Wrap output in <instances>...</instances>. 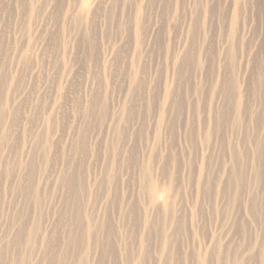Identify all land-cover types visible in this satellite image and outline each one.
Listing matches in <instances>:
<instances>
[{
  "label": "rangeland",
  "instance_id": "rangeland-1",
  "mask_svg": "<svg viewBox=\"0 0 264 264\" xmlns=\"http://www.w3.org/2000/svg\"><path fill=\"white\" fill-rule=\"evenodd\" d=\"M136 19L143 27L139 46ZM232 34L241 43L228 57ZM135 60L146 82L142 100L127 88ZM263 80L264 0H0V132L8 141L0 162L7 171L0 178V264H13L17 256L11 225L22 212L38 234L28 251L31 264H58L63 250L85 257L72 264H196L197 254L206 255L204 264H259ZM237 101L243 115L232 114ZM89 106L95 109L86 115ZM122 117L129 122L123 125ZM234 153L242 156L237 172L245 182L231 184L224 195ZM77 166L71 175L78 187L86 186L83 223L107 224V243L69 241L72 195L80 191L62 176ZM150 181L162 204L173 203L185 221L184 254L169 262L159 243L145 247L151 250L143 258L123 251L134 221L141 235V220L158 212L149 203ZM19 183L39 191L35 208L28 202L34 198L17 191ZM125 194L129 203L122 205L117 200ZM252 200L257 221L248 210ZM131 205H138L139 218L125 216ZM243 235L254 254L239 244ZM138 240L131 244L135 252ZM215 247L230 256L218 258Z\"/></svg>",
  "mask_w": 264,
  "mask_h": 264
},
{
  "label": "bare ground",
  "instance_id": "bare-ground-1",
  "mask_svg": "<svg viewBox=\"0 0 264 264\" xmlns=\"http://www.w3.org/2000/svg\"><path fill=\"white\" fill-rule=\"evenodd\" d=\"M196 20H198V19H196ZM109 23H110V21H109ZM116 24H118V23H116ZM88 25H89V20H86V22H85L86 30L88 28ZM134 25H135V21H134ZM136 28H137L136 29L137 33L139 34L138 36L140 38L138 40V42L136 41L137 46H139L143 42L144 36L142 33L143 27L139 23L138 19H136ZM133 29H134V27H133ZM107 32H109V31H107ZM238 38H236L235 34H232L230 36V44L227 48L228 53L226 52L227 53L226 56L229 57V55H231V53H233L234 51L236 52V48H238L237 46H239V45H236V42H238V44L240 42L239 41L240 38L239 39ZM134 41H135V39H134ZM234 43H235V45H234ZM193 48H194V46L192 47V49ZM236 61H237V58H236ZM198 62L200 64H198V63L197 64L201 65V62L200 61H198ZM230 62H232V61H230ZM233 62H234V60H233ZM137 63H138L137 60H135L133 63L134 67H132L131 74H128L129 76L128 75L126 76L127 78H129V83L127 81L129 87H127V88H129L128 92L131 94V96H133V97L139 96L140 99L142 100L144 98H142V91L140 92V90L145 89V88L141 89L142 88L141 86L143 84H145L146 82H144L145 80L143 79V77L141 78V71H140V68H139ZM135 66L138 67V70H135ZM6 78L7 77H5V79ZM262 83L264 84V82H262ZM3 84H4V79H2L1 87L3 86ZM97 85L101 86V84H99V83ZM105 86H106V84H105ZM143 87H144V85H143ZM98 89H99V87H98ZM105 89H106V87H105ZM100 90L102 91L103 89H100ZM94 92H93V98L95 99V97H97V95H98V92H96V90H94ZM1 94H2V89H0V99H1ZM97 100H98V97H97ZM93 101H95V100H93ZM98 103L100 104L101 102L98 101ZM263 105H264V103H263ZM91 106L86 107L87 108L86 115L93 114L95 108H93ZM233 107H234L233 108L234 111L232 110L233 115H243V111L245 110V107L241 103V101L240 102L237 101L236 105L235 106L233 105ZM226 110H228V112H229V109H226ZM230 114H228V115H230ZM253 114L254 113L252 112V114H250V115H253ZM2 116L5 117V115L2 114V115H0V118ZM120 121L124 122L123 125H125L126 122H129V119L122 117L120 119ZM219 123H220V121H219ZM0 124H1V122H0ZM237 124H238V129H242V128L244 129L245 128V124L243 121L239 120V122ZM257 132H259V131H257ZM255 134H257V133H255ZM259 134L261 135V133H259ZM259 134H257L259 137L255 138L258 141L260 140ZM257 135H255V136H257ZM5 136H6V134L4 132H0V162H2L4 159V157H3L4 151H5V147L7 145L6 143H8ZM247 138H249V137L247 136ZM207 139H209V138H207ZM210 139H212V138H210ZM220 141L222 142L223 140L221 138H219L218 144H220ZM257 147L261 149V146L259 144ZM70 148H73L75 151H77L73 144L70 145ZM63 150H64V148H63ZM10 153H12L11 149H9L8 154L13 159V161L19 165L20 161L15 160L13 157V153L11 155H10ZM62 153L64 154V151H62ZM238 156H239V160L237 159V153L233 154V166H232V169L229 171L231 175L228 174L225 185L221 191V193H224V195L228 189V186H230L231 184L232 185L236 184V186H238V185L243 186L244 185L245 180H244L243 176L239 175L237 172V168H239L241 170L244 166L243 161H241L242 156L240 154H238ZM31 161H33V159H31ZM72 168H73V172H70L69 177L67 175L62 176L63 182H67L68 184H73L76 187L75 190L80 191V194L72 195L73 199H72L71 203H72V209H74L75 214L71 213L70 221L66 224V227H65L66 232H67L68 237H69V241L76 244L82 239L87 240V242L89 239L90 241H94V242L104 240L103 242L107 243L110 239V232H111V229H110V227H107V224L106 225L102 224L99 228L96 229V227H93L89 222H87L86 224L83 223L82 211L85 215V211L87 208H86V202L81 199V193L86 188V186L83 185L82 187L81 186L78 187V185L76 183H74V180L72 179L71 173L77 172V170H78L77 168H79V166H77L75 168L72 167ZM149 171H150V168L148 166H146L145 167V174L148 175ZM5 174L7 175V171L0 169V178H1V176L5 175ZM152 184L153 183L150 181L149 182L150 186H149V192H148V197H149L148 199H149V203L151 204V207L153 209H158V212H157L155 217H152V215L150 214V215H146L145 218L143 219V221L141 220L142 225L144 227L141 235H140V228L138 227V225H140V221H137V222L134 221V223L130 226V233L128 235V239L131 240V242L129 244H127L126 246H124L123 251L127 257H130V258L133 257L134 258L137 256L138 258H141V257L143 258L151 250L148 248L146 249L145 247H149L152 244L159 243L160 248H161V253H163L165 256V259H164L165 262H169V261L173 260V258L175 257V255L177 253L184 254L183 244L180 242V234H181V230H183L185 227V221L183 218L178 217L177 211H180L181 209H179L178 207L176 208V206L173 203L162 204L163 203L162 195L160 196L157 194V191L155 190V187L152 186ZM21 185H22V183L18 184L17 191L20 192L21 194H23L25 196V198H30V197L34 198V200L30 199L28 202H29L30 206H33L32 208H35V205L38 204V202L40 200V195H37L39 193V191H36L34 189L30 190V186L27 189H21ZM34 187L35 186H32V188H34ZM126 195L127 194H125L124 196L119 198L117 200V202L120 201L122 203V205L124 203L128 204L129 203V196L128 195L126 196ZM88 198H89V196H88ZM112 200L116 201V198L114 197ZM30 202H32V203H30ZM248 206H249L248 210L252 214L251 216L256 220V217H257L256 213L259 214L258 213V211H259L258 207L255 206V203L253 200L251 201V203H249ZM124 209L125 208L122 207V210H124ZM262 212L259 214V215H262L261 218H259V220H260L259 222L264 220V213H262ZM130 214H135V216H137V218H139L140 215H139L138 205H136L134 207H133V205H131V208L129 207V210L125 214V216H130ZM223 215H225V211H223ZM152 218H154L155 220H150ZM28 222H29L28 218L22 212L21 214L19 213L18 219L14 223H12V225H11V226H13L14 229H13V235H12L13 238L11 236L10 241L14 245L13 254L14 253L17 254L13 264H31L30 259H27V257L30 255V253L28 251L32 250L31 247H33L34 242L36 241V239L38 237V234L36 235L35 228L32 229V226H29ZM147 223H148V225H147ZM147 226H148V228L145 229ZM22 228L25 231V233H23ZM241 232H243V229H241ZM139 235H140V237H139ZM138 237H139V240H138ZM136 239L138 240V242L140 243V246H141L140 251H137V252H135L131 248V244L134 241H136ZM17 240H19V241H17ZM17 243H20V244H17ZM88 243L90 244V242H88ZM239 244L241 246H245V249H247L248 251L250 250L254 254L253 251H255L256 247L254 248L253 246H251V241L249 239H247L245 235H243ZM91 245L94 246V244H92V243H91ZM143 248L145 249L144 251L142 250ZM212 253H215L216 256L218 258L221 257V259H224V256L225 257L230 256V255H228L229 252H227L226 250H222V251L218 250V247H215L214 249H212ZM60 254H61V256L59 257V263L58 264H72L70 260L71 259H77V258H78L80 263H83L84 262L83 259L85 258V257H83V258L79 257V256H77L75 251L72 252L69 250H63L62 252H60ZM255 256H259V258L261 259L259 264H264V244H261L259 246ZM213 258L214 257L212 255H209L208 261L212 262ZM240 258H241V255L238 252H234V259L236 261H238V260H240ZM206 259H207L206 255H198L197 254L196 258L194 260H195L196 264H204ZM218 262H219V264H228L226 261H220V259L218 260ZM75 264H77V263H75ZM138 264H140V263H138ZM237 264H240V262H237Z\"/></svg>",
  "mask_w": 264,
  "mask_h": 264
}]
</instances>
